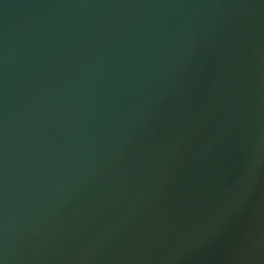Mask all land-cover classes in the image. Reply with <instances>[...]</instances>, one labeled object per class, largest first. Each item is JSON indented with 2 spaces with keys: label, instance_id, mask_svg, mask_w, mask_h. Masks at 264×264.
<instances>
[{
  "label": "water",
  "instance_id": "1",
  "mask_svg": "<svg viewBox=\"0 0 264 264\" xmlns=\"http://www.w3.org/2000/svg\"><path fill=\"white\" fill-rule=\"evenodd\" d=\"M0 264H264V0H0Z\"/></svg>",
  "mask_w": 264,
  "mask_h": 264
}]
</instances>
